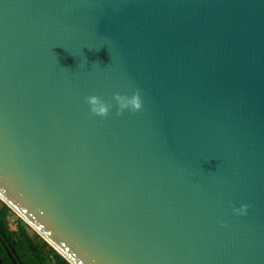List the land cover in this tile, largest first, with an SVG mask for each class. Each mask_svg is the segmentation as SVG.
Returning <instances> with one entry per match:
<instances>
[{"label":"water","instance_id":"water-1","mask_svg":"<svg viewBox=\"0 0 264 264\" xmlns=\"http://www.w3.org/2000/svg\"><path fill=\"white\" fill-rule=\"evenodd\" d=\"M0 199L69 264H264V0H0Z\"/></svg>","mask_w":264,"mask_h":264},{"label":"trees","instance_id":"trees-1","mask_svg":"<svg viewBox=\"0 0 264 264\" xmlns=\"http://www.w3.org/2000/svg\"><path fill=\"white\" fill-rule=\"evenodd\" d=\"M11 209L0 199V224ZM29 229L32 230L29 234ZM0 264H69L25 222L6 235H0Z\"/></svg>","mask_w":264,"mask_h":264},{"label":"clouds","instance_id":"clouds-1","mask_svg":"<svg viewBox=\"0 0 264 264\" xmlns=\"http://www.w3.org/2000/svg\"><path fill=\"white\" fill-rule=\"evenodd\" d=\"M113 99L118 106L116 112L117 116L123 115L125 110L135 113L143 109V101L141 99L139 89L135 90L131 96L115 93L113 95ZM85 102L89 106L91 114L101 118L108 117L113 107L110 102L103 100L97 95H90L86 97ZM248 208L249 205H241L239 208H234L233 212L236 215H246Z\"/></svg>","mask_w":264,"mask_h":264},{"label":"rangeland","instance_id":"rangeland-1","mask_svg":"<svg viewBox=\"0 0 264 264\" xmlns=\"http://www.w3.org/2000/svg\"><path fill=\"white\" fill-rule=\"evenodd\" d=\"M22 221L23 220H19V218L15 217L6 219L4 223L0 224V235H6L11 232L16 228L18 223H21ZM29 232L31 233L32 230L29 229Z\"/></svg>","mask_w":264,"mask_h":264},{"label":"built area","instance_id":"built-area-1","mask_svg":"<svg viewBox=\"0 0 264 264\" xmlns=\"http://www.w3.org/2000/svg\"><path fill=\"white\" fill-rule=\"evenodd\" d=\"M13 217L19 218V220H22V218L16 212H14L13 210H11L8 218H13ZM29 234H31V233L29 232Z\"/></svg>","mask_w":264,"mask_h":264}]
</instances>
